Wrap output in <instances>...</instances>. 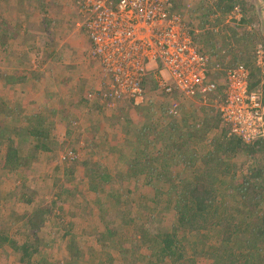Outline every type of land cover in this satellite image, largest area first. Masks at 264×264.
<instances>
[{"label":"trees","instance_id":"1","mask_svg":"<svg viewBox=\"0 0 264 264\" xmlns=\"http://www.w3.org/2000/svg\"><path fill=\"white\" fill-rule=\"evenodd\" d=\"M171 3V12L183 17L193 39L211 61L210 78L217 88L208 94L212 114L208 118L213 121L204 128L206 132L213 128L216 133L209 139V147L204 148L207 151L203 155L189 147L191 139L200 140L197 136L200 130L194 131L188 127V130L183 131L176 122L179 113L168 114L170 122L162 126L147 121L151 117L143 118L157 104L147 101L140 108V115L146 116H140L133 122L135 133L128 138L131 143L129 151L132 152L129 155L133 157L129 159L124 173L115 174L102 163L93 166L90 159L80 163L75 158V154L78 155L75 150L69 152L71 155L67 161H72L74 166L69 167L68 172L72 167V171L80 168L81 177L87 176L92 180L90 190L94 193L100 192L101 184L113 186L118 182L120 189L111 187L105 197H111L118 208L129 199L125 201L123 196L133 193L128 187L127 194H124L121 186L133 181L135 187L139 183L152 187L153 205H146L144 209L148 213L141 220L122 215L119 225L114 217L103 218L106 211L100 205L103 212L101 222L110 220L108 224L112 227L105 223V231L96 234L97 240L102 242L105 238L112 242L111 246L120 253V264H140L135 255L141 249L150 252L143 255L145 259L149 257L148 264H264V139L256 138L246 142L232 134L222 121L220 109L228 97L225 85L228 70L239 65L249 70L250 89L260 93L264 101V84L256 54L258 45L264 49V0H196L192 4H187V0H171ZM237 9L240 11L239 18L236 17ZM226 22L235 25L228 26ZM255 22L258 23V35L256 28L248 29ZM229 30L233 31L236 43L242 40L241 51L239 46L233 44L232 38L215 41L220 33L228 37L226 31ZM27 74H5L4 78L7 82L23 83L28 79ZM152 88L156 90L155 86ZM166 95L170 100V97L180 94L174 91ZM9 104L0 103V156H4L1 167L4 171L17 173L32 169L37 155L54 154L51 143H59L54 136L56 119L48 125L43 120L45 116L48 123L50 115H55L56 111L52 107L42 110L33 107L32 110L28 108L26 113L27 108H21L20 104L15 109H11ZM98 106L104 109L106 102L102 103L99 99ZM62 114L69 115L64 112ZM63 119L71 121L69 118ZM166 135L158 147L159 140ZM16 138H22V143ZM91 140L92 147L100 145L93 138ZM27 144L28 147H20ZM30 149L35 153H27ZM105 158L108 159V155ZM174 167L176 172L172 171ZM86 169H90V175H85ZM27 202L31 203L32 200ZM59 202L64 204L66 201L57 195L50 205H40L26 212L22 217L23 222L14 221L17 223L14 235L11 232L13 228L0 229V250H12L24 264L44 263L45 258H40V261L35 258L37 254L43 256L45 253L40 244L38 247L42 241L40 233L44 225L56 216L54 209L63 210ZM96 204H101L100 200ZM75 206L80 209V203ZM121 209L125 214L124 207ZM169 220L173 222L168 224ZM122 226L134 227L136 230L132 235L136 243L130 247L118 243L123 232ZM73 228L76 226L72 223L70 229ZM70 229L63 235V238L68 239L65 259L47 264H81L79 261L86 247L78 245L76 235ZM15 235H20L22 239L18 240ZM98 255V252H94L89 256L91 263L96 264ZM133 256L135 258L130 261ZM97 264L106 262L98 260Z\"/></svg>","mask_w":264,"mask_h":264},{"label":"rangeland","instance_id":"2","mask_svg":"<svg viewBox=\"0 0 264 264\" xmlns=\"http://www.w3.org/2000/svg\"><path fill=\"white\" fill-rule=\"evenodd\" d=\"M193 1L196 0H187V4H192ZM244 1L251 2L253 0ZM6 3L11 9L17 8L16 11L20 12L21 17L16 15V18H22V22L19 23L17 29L21 31L28 30L27 33H29L27 36L23 34L20 37L22 43H20L18 49V52L24 54V57H21L23 61L21 69L24 72L21 71V73H28V80L23 81V83L28 82L27 87L21 89L24 92L27 90L21 100L23 102L27 94L26 100L28 101L23 103L26 104L27 108L25 112L28 108L32 110L33 107L41 110L45 107L54 108L57 113L50 115L48 123L45 116L43 121H46L47 125L55 119L56 122L58 121L55 124L54 136H56L55 140L59 143H54L51 140V145L54 147L53 155H37L33 160L32 169L22 170L17 173L4 171L1 167L4 156H0V229L13 228L11 232L14 235L17 231V223L15 224L14 221L23 222L22 217L24 213L29 212L34 207H40V205H50L58 195L61 200L66 201L64 204L59 202V207L64 208L63 210L55 208L54 213L56 216L44 225L42 233H40L42 241L38 243V247L40 248L41 246V249H44L45 253H43V256L37 254L35 256L36 260L40 261V258H45V262L42 264L62 262L65 259L68 243V239L63 238V235L72 228L73 223L76 228L70 229V231L76 235L78 245L86 247L83 249L84 256L79 261L81 264H93L89 260V256L94 252L99 253L95 261L96 264L98 260L103 261V263L106 262V264L108 262L110 264H120V253L118 249L111 246L112 242L105 240V238L102 242H98L96 237L98 231H105L103 225L105 226L106 223L107 226L111 222L110 220L104 223L101 222L102 209L106 211L103 218L114 217L117 219V224L119 225L121 224L120 217L122 215L141 220L148 213L146 212L147 209H144L146 205H153L151 200L153 198L152 187L143 186L139 183L136 188L133 181L130 184L123 185V187L121 186V189L125 191L124 194H127L128 187L133 190L132 194H129L127 197L123 196L125 201L127 198L132 201L127 200L125 205L118 208L111 197L105 199L106 193L110 191L111 187L120 189V184L119 186L117 184L118 182L113 186L101 184L99 191L103 193H94L90 190L92 180L87 176L82 178L80 169L72 171V167L68 172V168L74 166V163L67 160H69L71 155L69 152L75 150L78 153V155L75 154V158L80 163L90 159L93 166L94 164L98 165L102 163L106 168L113 167L116 164L115 157L110 159L105 158L107 161L104 159L105 155L108 154L106 152L110 151L106 147V143H104L106 140L103 139L100 145H93L92 147L93 143L88 141V135L95 133L99 136L102 129H104L102 126L105 125L108 129V134L114 131V138L116 137L117 140H120L119 137H122L121 144H126L124 142L126 138L133 137L134 134L133 129L135 128L133 122L136 121V118L146 115H140L141 105L135 106L129 102H121L119 99L106 103L104 109H101L97 105V103L99 104V95H92L91 93L97 89L102 90L101 85L104 79L100 61L91 55L89 39L83 28L80 27L82 24L80 22L77 2L74 0H0V12L3 13L1 9ZM11 12H9L10 15H12ZM0 19H2V14H0ZM9 22L10 25L16 26V20L12 19ZM225 24L228 26L235 25L233 22H230V24L226 22ZM253 28H256L255 31L258 35V23L255 22L253 25L248 26L249 30ZM225 29L226 26L223 27V30ZM30 33L36 34V36L32 35L31 37ZM226 34L228 37L220 33L215 41L222 42V39L232 38L233 44L239 46L241 51L242 40L236 43L233 31H226ZM10 59L12 57L7 59V61H10ZM228 59H230L229 55ZM4 62L5 59L3 57L0 58V78L2 79L5 74L14 72V69H11V64L8 70H4ZM152 86H155V82L150 78L147 100L145 102L149 101L150 103L152 101L153 104H157L151 107L149 115L143 118L151 117L147 121H154L152 123L159 126H162V124L166 125L170 122L168 114L175 109V105H179L180 103L177 110L179 115H177L176 122L179 123L180 128H183V131L188 130V127H191L194 131L200 130L197 131V136H199L200 140L191 139L189 147L200 153L202 152V154L205 153L207 150L204 148L209 147V139L216 133V130H213V128L209 132H206V128H204L205 126H209L213 121L208 118V116L212 115L210 113L209 97L193 98L176 95L175 97H170L169 100L163 90L157 91L156 86V90H153ZM0 91L4 96L5 93L1 88ZM12 95L16 98L19 94L16 92L12 93ZM1 99L2 97L0 96V101ZM13 107L11 109H14ZM63 112L69 115H63ZM63 118L71 119L70 122H67L68 125L67 123L64 125L63 121L61 124L59 123ZM130 119H132V122ZM213 124L214 122L211 125ZM9 125L11 126V124ZM167 136L159 140L158 147L162 145L161 141L165 140ZM204 136L207 139L204 140ZM89 138L91 140V137ZM93 139L95 142L102 140V138ZM16 140L20 144L23 141L22 138H16ZM22 146L28 147L29 144L21 145L20 147ZM89 148L94 154H90L93 152H90ZM30 152L35 153L33 149L27 151V153ZM90 155L92 157H89ZM114 155L121 157L117 152ZM126 157L121 158V161L124 162ZM175 169L174 167L172 171L176 172L177 170ZM112 170L115 174L117 173L114 168ZM90 174V169H86L85 175ZM11 196H16V200H12ZM98 197L101 204H96L99 201H96ZM29 199L32 200L31 203L33 204L27 202ZM79 203L80 209H76L75 205ZM123 207L126 210L125 214L122 213L121 208ZM10 215H12L10 219H5ZM17 217L19 218L17 219ZM4 219L6 221H3ZM172 222L169 220L168 224ZM109 226L112 227V225ZM121 231L123 232L119 236V241L117 240L120 245L130 247L136 243L132 238V235L136 232L134 227L122 226ZM125 233H127L126 236H124ZM15 236L18 240L22 239L20 235ZM214 241L211 240V242ZM145 252L150 254V252L141 249L135 255V257L139 258L140 264L149 263V257L143 258ZM135 257L133 256L130 261ZM18 260L16 253L12 250H0V264H20Z\"/></svg>","mask_w":264,"mask_h":264},{"label":"built area","instance_id":"3","mask_svg":"<svg viewBox=\"0 0 264 264\" xmlns=\"http://www.w3.org/2000/svg\"><path fill=\"white\" fill-rule=\"evenodd\" d=\"M90 41V53L100 61L102 103L119 99L135 106L147 99L146 83L170 95L206 98L215 91L210 58L193 39L183 17L171 12V0H74ZM236 17H240L239 9ZM257 64L264 84V49ZM226 103L221 118L231 133L246 142L264 139V101L250 89L249 70L239 65L226 75ZM178 105L170 113L177 114Z\"/></svg>","mask_w":264,"mask_h":264},{"label":"crops","instance_id":"4","mask_svg":"<svg viewBox=\"0 0 264 264\" xmlns=\"http://www.w3.org/2000/svg\"><path fill=\"white\" fill-rule=\"evenodd\" d=\"M16 9L17 8L11 9L6 3L4 5V7L1 9V11H3V13L0 12V14H2V19H0V47H2V48H0V58L3 57V59H5L4 67H3L4 70H8V67L11 64V69H14V72L13 73H9V74L16 73V75H18V74L21 73V71L24 72L21 69V66H23V61H22L21 57H24L23 56L24 54L21 53V52H18L20 43H22V39H20V37H22L23 34H25V36H27L29 33H27L28 30L27 31L26 30L21 31L20 29H17L19 23L22 22V18H19V17H21V15H20V12L16 11ZM11 10H13V11L11 12ZM9 12H11L12 15H10ZM13 13H15V14L13 15ZM16 15L19 16V17L16 18ZM12 19L14 21L16 20V23H15L16 26H13V24L10 25L9 20H12ZM32 35L34 37L36 36V34H31L30 33L31 37H32ZM89 46H90V43H89ZM4 56H8V57H4ZM10 57H12V59H10L11 62L7 61V59H9ZM17 71H20V72L17 73ZM1 79L2 78H0V80ZM27 84H28V82H25V83H21L19 81L18 82H16V81L15 82H13V81L7 82L6 79L3 78L2 82L0 83V88L3 90L5 95L3 96L1 91H0V96L2 97L0 103L8 102V103H10L9 105L11 107L14 106L13 107L14 109L16 108L15 106L19 105V104L21 105V108H26V106H25L26 104H23V103L28 101V100H26L27 94L25 95L26 97H25V99H23V102L21 100L23 98L24 93L27 92V90L24 92V91H21V89L22 88L25 89L27 87L26 86ZM17 89H19V91H17ZM16 92H18L19 95L16 96V98H15V96L13 97L12 93H16ZM56 113L57 112H55V114ZM13 115H15V113ZM96 120H98V118H96ZM62 121H63L64 125L67 123L66 119H61L59 123L61 124ZM67 125H68V123H67ZM103 127H104V129H102V132H101V134L99 136L96 135L95 133H92L91 135H88V133H87V135L89 137L95 138V139L102 138V140H100L99 143H101L103 141V139L106 140L104 143H106V147L110 149V151L106 152V153H108L107 154L108 157L109 158H113V157L116 158V164L113 167L110 166L109 168H111V170H112V168H114L117 172L124 173V171L126 169V166L128 164V161H130L129 159H131L133 157V156L129 155V154L132 153V152L129 151L131 149V143L128 141L129 137L126 138L127 135L125 136L127 143L122 145L121 144L122 137H119L120 140H117L116 137L114 138V136H115L114 135L115 134L114 131H113V133H109L108 134L107 133L108 129L105 127V125H103L102 128ZM133 131L135 133V129H133ZM87 132H89V131H87ZM91 141L92 140H90V143H91ZM89 151L92 152V150L90 148H89ZM116 152L119 153L121 155V157H116L114 155V153H116ZM126 156H129V157H126ZM124 157H126V160L123 162V161H121V158H124ZM0 169H1V167H0ZM10 198L12 200H16V196H11ZM18 259H19V257H18ZM18 262L20 264H22L20 259L18 260Z\"/></svg>","mask_w":264,"mask_h":264}]
</instances>
